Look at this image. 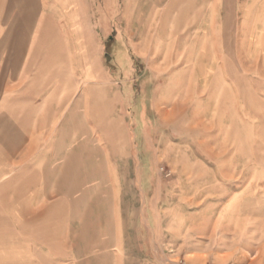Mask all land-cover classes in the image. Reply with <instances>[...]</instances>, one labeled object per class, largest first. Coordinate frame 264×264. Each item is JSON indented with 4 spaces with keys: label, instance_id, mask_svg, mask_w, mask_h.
I'll return each instance as SVG.
<instances>
[{
    "label": "rangeland",
    "instance_id": "obj_1",
    "mask_svg": "<svg viewBox=\"0 0 264 264\" xmlns=\"http://www.w3.org/2000/svg\"><path fill=\"white\" fill-rule=\"evenodd\" d=\"M95 1L85 20L94 77L75 73L87 139L75 167L91 175L85 188L103 190L91 197L108 215L101 228L114 231V205L122 203L125 217L137 210L155 227L151 249L133 247L132 264H264V67L255 51L264 37L248 36L244 54L241 21L235 38L227 34L233 21H221L218 72L207 67L191 82L181 60L164 69L135 54L140 21L109 15L105 0ZM12 178L10 189L0 181V203L4 190L19 189V175ZM5 216L0 211V264H26L2 242Z\"/></svg>",
    "mask_w": 264,
    "mask_h": 264
},
{
    "label": "crops",
    "instance_id": "obj_2",
    "mask_svg": "<svg viewBox=\"0 0 264 264\" xmlns=\"http://www.w3.org/2000/svg\"><path fill=\"white\" fill-rule=\"evenodd\" d=\"M93 2L0 0V181L10 189L12 175L20 180L16 194L3 192L0 211L8 216L2 242L26 264H98L106 258L132 264L139 259L133 247L151 249V217L137 210L125 217L122 203L114 205V231L101 228L108 215L91 197L103 190L85 188L91 175L75 167L84 163L76 148L87 144L75 73L77 68L84 78L94 77L85 49ZM105 5L109 15L140 21L132 39L135 54H149L151 67L164 69L181 60L191 82L207 67L218 72L221 21H241L244 54L248 36L264 37V0H105ZM228 24L227 34L235 38V24ZM255 51L264 67L262 41ZM235 55L236 48L229 55L231 68ZM113 191L123 195V189ZM93 221L99 222L91 231Z\"/></svg>",
    "mask_w": 264,
    "mask_h": 264
}]
</instances>
